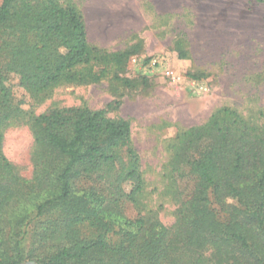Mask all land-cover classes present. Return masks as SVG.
I'll return each mask as SVG.
<instances>
[{
  "label": "trees",
  "instance_id": "1",
  "mask_svg": "<svg viewBox=\"0 0 264 264\" xmlns=\"http://www.w3.org/2000/svg\"><path fill=\"white\" fill-rule=\"evenodd\" d=\"M95 51L75 7L55 0L41 6L1 0L0 141L5 123L17 111L9 101L8 76L41 94L83 79L75 70L89 64ZM130 53L112 59L120 63ZM31 129L34 181L39 186L48 182L54 191L36 206L34 217L50 219L44 226L36 222L29 235L26 216L1 231L0 264H264V122L256 126L222 108L205 123L180 131L170 166L188 167L196 180L192 196L178 209L171 228L144 218L124 220L113 243L107 237L112 227L97 211L106 199L94 193L76 195L74 181L95 174L111 191L107 202H136L142 178L130 123L107 118L106 110L76 107L41 114ZM123 149L128 166L116 169ZM8 174L10 165L0 153V209L10 198L5 190ZM128 181L131 189L125 194L121 185ZM86 223L92 232L80 235ZM26 239L30 249L23 253ZM41 248L42 256L36 255Z\"/></svg>",
  "mask_w": 264,
  "mask_h": 264
},
{
  "label": "rangeland",
  "instance_id": "2",
  "mask_svg": "<svg viewBox=\"0 0 264 264\" xmlns=\"http://www.w3.org/2000/svg\"><path fill=\"white\" fill-rule=\"evenodd\" d=\"M26 1L41 6L46 0ZM55 1L73 6L81 13L87 42L96 51L89 64L75 70L83 79L63 82L41 94L20 87L14 76L7 77L9 101L17 111L5 123L0 141V153L10 165L6 177L10 185L5 189L10 198L0 209V233L7 232L16 218L26 216L31 221L26 229L28 235L36 222L44 226L50 219L34 217L36 206L54 191L48 182L39 186L34 181L36 146L31 126L41 114L76 107L106 110L107 118L130 123L131 144L142 178L136 202L126 198L116 204L107 202L111 191L95 174L74 181L76 195L94 193L106 199L104 210L97 211L112 227L108 239L113 243L119 238L124 220L144 218L171 228L178 209L190 199L196 183L188 167L173 170L170 166L176 135L205 123L222 108L235 111L256 126L264 122V3L255 0ZM127 51H131L130 55L120 63L112 59L113 55ZM156 56L167 59L172 77L160 71L145 72L130 62L132 58ZM191 74L198 78L190 77ZM200 85L205 91H200ZM120 157L121 164L116 169L128 166L124 149L120 150ZM121 188L127 194L130 181ZM83 227L80 235L92 232L88 223ZM27 240L23 253L30 249ZM42 252L41 248L35 254L42 256ZM27 262L36 261L21 263Z\"/></svg>",
  "mask_w": 264,
  "mask_h": 264
},
{
  "label": "built area",
  "instance_id": "3",
  "mask_svg": "<svg viewBox=\"0 0 264 264\" xmlns=\"http://www.w3.org/2000/svg\"><path fill=\"white\" fill-rule=\"evenodd\" d=\"M133 66L145 70V72H157L160 71L166 77H172V72L168 69V62L166 58H160L159 56L150 57V58H132L130 60ZM194 85V82H191V85ZM200 91H205V87H199Z\"/></svg>",
  "mask_w": 264,
  "mask_h": 264
},
{
  "label": "water",
  "instance_id": "4",
  "mask_svg": "<svg viewBox=\"0 0 264 264\" xmlns=\"http://www.w3.org/2000/svg\"><path fill=\"white\" fill-rule=\"evenodd\" d=\"M21 264H37L36 262H27V263H21Z\"/></svg>",
  "mask_w": 264,
  "mask_h": 264
}]
</instances>
